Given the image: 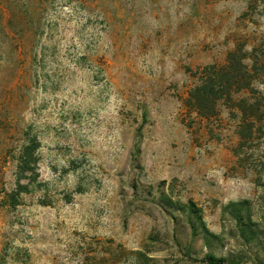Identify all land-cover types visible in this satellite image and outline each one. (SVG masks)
<instances>
[{
  "label": "rangeland",
  "instance_id": "rangeland-1",
  "mask_svg": "<svg viewBox=\"0 0 264 264\" xmlns=\"http://www.w3.org/2000/svg\"><path fill=\"white\" fill-rule=\"evenodd\" d=\"M231 52L251 87L204 117ZM208 255L264 264V0H0V264Z\"/></svg>",
  "mask_w": 264,
  "mask_h": 264
},
{
  "label": "trees",
  "instance_id": "trees-1",
  "mask_svg": "<svg viewBox=\"0 0 264 264\" xmlns=\"http://www.w3.org/2000/svg\"><path fill=\"white\" fill-rule=\"evenodd\" d=\"M199 80L200 84L190 92L188 102L204 117H210L215 113V106L220 100L231 102L234 93L248 90L251 87V75L247 66L237 60L236 52L229 54L227 65L223 67L209 66L201 69ZM38 149L37 139L30 140L29 144L24 147L18 165L19 180L29 176L31 182L34 181L37 174ZM26 190L27 187L20 181L19 193H25ZM206 261L208 264H229L225 259L214 255H208Z\"/></svg>",
  "mask_w": 264,
  "mask_h": 264
}]
</instances>
